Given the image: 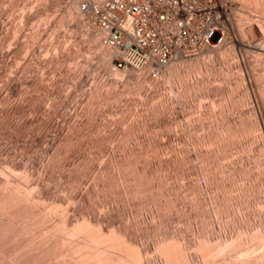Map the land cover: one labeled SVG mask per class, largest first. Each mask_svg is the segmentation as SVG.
I'll list each match as a JSON object with an SVG mask.
<instances>
[{
    "label": "rangeland",
    "instance_id": "1",
    "mask_svg": "<svg viewBox=\"0 0 264 264\" xmlns=\"http://www.w3.org/2000/svg\"><path fill=\"white\" fill-rule=\"evenodd\" d=\"M79 1L0 0V169L27 174L31 197L57 205L70 226L112 230L155 264L156 244L173 240L198 264V237L264 220V96L254 80L263 70L245 22L264 23V0H225L233 39L222 59L199 56L211 67L189 75L188 88L170 65L152 74L133 64L116 77ZM186 61L173 63L180 74ZM216 201L228 207L220 216Z\"/></svg>",
    "mask_w": 264,
    "mask_h": 264
},
{
    "label": "bare ground",
    "instance_id": "2",
    "mask_svg": "<svg viewBox=\"0 0 264 264\" xmlns=\"http://www.w3.org/2000/svg\"><path fill=\"white\" fill-rule=\"evenodd\" d=\"M263 2L260 1L259 3ZM259 3L257 2L255 4L257 5ZM260 5H258L257 7H259ZM262 5L260 7L263 11L262 7L264 5ZM70 11L71 10H69L68 14H70ZM70 15H72V12ZM263 16L262 19L264 18ZM252 19L250 20L246 18L245 20L247 24L250 23V27H252L253 29L251 31L255 32V34L259 31V33L262 32L263 34L261 33V35L258 36L257 34L255 35L253 33L254 35L252 34L248 41V44L250 46L248 44L247 45L249 46L248 48H250L252 53L260 60L258 61V64L262 68L263 73L259 75L255 74L254 80H256V82H261L262 85L259 84L258 86H256V88L258 94L260 96H264V23H262V20L259 22L258 20L254 21ZM240 20L241 19L237 20V27ZM239 30L241 29L239 28ZM93 32L94 33L92 34V40L98 43V48L96 49V51L102 56L104 60H107L108 58H110L113 52L103 48L100 45L99 34L96 31ZM243 42L244 41H242V43ZM225 44H219L217 45L215 50L208 51L206 53L208 55L207 57L211 58L210 52L215 53L214 51H216L218 56H220V58L222 59L223 56H225V51L223 49ZM204 58L196 57V59L194 58L193 60L189 59L191 62L186 61V64L190 63V67L187 65V67L189 68L185 67L187 69L186 75L180 74L182 71L179 70V65H176L182 62L171 64L168 67V73H170L171 76L173 75L175 78L177 77L178 79H181L184 83L185 88H188V85L190 84L188 83L189 75L197 73V76L199 75L201 77L203 73H206V70L211 67L207 63L208 61L205 62L206 59L204 60ZM113 70L116 77L122 78L124 71H119L115 68ZM242 75L240 74V81L244 85V79ZM200 77L198 78L200 79ZM245 89L244 94L245 98H247L248 91H246ZM230 99L231 98L228 95L223 101L230 103ZM224 114L225 113L223 112V108H221L220 115H223V117L226 118ZM257 117L255 112L252 111V128L257 127L258 125ZM259 119L260 118L258 117V121ZM12 173L14 172L6 169H0V177H2V175L3 177H7V175L13 177L12 175L15 174ZM15 176L17 177L15 181H12L9 179V177H7L11 182L6 180L5 177H2L3 180H5L0 186V264L156 263L152 259V256L150 257L148 252L142 250L140 251L138 246L135 247V245L137 244L134 245V242L132 243L134 246L128 244L129 242L126 243L127 241H124L125 237H121L120 235L117 236L115 233H113L112 230L108 231V233H104L102 229L97 228L96 226H92L91 223V225H89L85 220H82V222L80 223L79 221L77 223L75 222V224L70 226L67 223V217H64L67 213L63 215V211L59 212L60 208L57 205L49 204L44 206L43 203L34 200L31 197L28 187L29 182L28 185H26L27 180H29L27 179V174L25 176H23V174H16ZM30 189L32 190V187ZM238 205L240 206V204ZM258 208H260L262 211L261 207ZM225 209H228V207L216 201L213 204L214 216H220L221 214L225 213ZM238 210L240 209L238 208L235 210L236 214ZM58 213H60L61 215ZM238 215L240 216V214ZM240 218L241 216L239 217V219ZM208 226L211 227L207 224V227ZM209 237L210 236L206 237L205 234L204 236L198 237L192 246L193 252L192 250H190L192 256L193 253L196 254L198 264H264V220L262 223L260 222V224L251 228L247 232L246 230H244L243 232L242 228H238L231 233H227L223 236L221 235L219 237H213V239H210L211 237ZM165 242L163 243V241H159L154 248V251L157 254L155 256H158V264H195V262H190L192 260L190 259L189 261V259L187 258V254L189 251L186 253V248H180V246L177 245L178 243L173 242V240L170 242ZM190 257L191 256H189V258Z\"/></svg>",
    "mask_w": 264,
    "mask_h": 264
},
{
    "label": "built area",
    "instance_id": "3",
    "mask_svg": "<svg viewBox=\"0 0 264 264\" xmlns=\"http://www.w3.org/2000/svg\"><path fill=\"white\" fill-rule=\"evenodd\" d=\"M225 0H82L77 10L114 68L159 74L233 39Z\"/></svg>",
    "mask_w": 264,
    "mask_h": 264
}]
</instances>
